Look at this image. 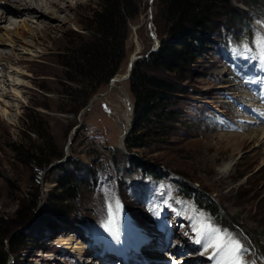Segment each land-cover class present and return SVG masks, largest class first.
Instances as JSON below:
<instances>
[{
    "label": "rangeland",
    "instance_id": "374dc122",
    "mask_svg": "<svg viewBox=\"0 0 264 264\" xmlns=\"http://www.w3.org/2000/svg\"><path fill=\"white\" fill-rule=\"evenodd\" d=\"M106 3L61 1L47 17L27 12L0 19V249L7 253L5 264H111L103 262L116 256L111 247L118 255L124 252L109 224L131 246L127 239L135 244L141 230L161 234L175 225L182 247L169 245L168 252L182 264L183 257L187 264H209L210 254L189 245L195 243L193 224L200 217L238 239L249 264H264V156L255 154L264 145H238L262 126L264 2L255 8L230 0L242 22L232 16L214 21L203 34L204 48L180 71L141 69L168 80L178 91L161 109L170 116L161 120L162 129L145 147L133 149L125 143L135 120L130 76L111 86L110 80L125 77L129 69L131 74L135 62L130 67V61L137 55L149 58L162 41L172 40L170 21L161 0H118L124 21L117 30L116 40L122 43L117 72L108 82L87 81L65 64L71 50L93 34L94 14ZM132 156L162 177L154 181L130 163ZM49 157L50 162L36 164ZM63 174L76 184L71 196L58 188L56 180ZM139 180L148 183L145 190L133 186ZM123 181L127 189L121 188ZM180 181L220 205L227 225L182 197L177 192ZM93 203L96 211L87 208ZM22 214L25 222L13 226ZM58 218L66 219L60 236L61 230L49 228ZM16 231L37 239L25 236L10 253L2 234ZM140 250L143 260L153 256L144 247ZM193 250L202 254L197 258ZM130 261L142 264L132 257Z\"/></svg>",
    "mask_w": 264,
    "mask_h": 264
},
{
    "label": "trees",
    "instance_id": "16d2710c",
    "mask_svg": "<svg viewBox=\"0 0 264 264\" xmlns=\"http://www.w3.org/2000/svg\"><path fill=\"white\" fill-rule=\"evenodd\" d=\"M117 2L118 0H107L106 6L100 12H95V30L93 34L81 45L72 49L68 56L69 62L65 66L76 70L87 81H96L98 84L108 82L117 72L122 48V43L116 40L117 30L124 21ZM243 2L256 8L257 5L255 4L263 3L264 0H243ZM161 3L163 13L170 21L169 33L172 40L162 41L160 48L154 51L149 58L140 59L133 65L130 81L131 91L135 98V120L132 130L128 132L125 138L126 146L129 149L145 147L146 141L158 134V130L162 129L161 120L170 117L167 114L162 115L161 109L164 104L170 102L172 95L178 91L176 86L168 80L151 74L146 75L141 69L150 66V69L161 68L167 72L180 71L204 48L203 34L211 30L214 21L232 16L235 17L236 21L242 22L243 15L240 14L239 9L230 5V0H161ZM70 80L74 79L71 78ZM83 105L85 104L81 106ZM155 118L160 123L154 124L155 121L153 120ZM56 156L53 155V157ZM53 157H49L42 162L36 161V164L39 166L46 164ZM130 163L141 171L148 173L154 181L162 177L157 169L147 167L144 162L134 156L130 157ZM93 175L96 178L97 172L93 171ZM110 176L113 175L110 174ZM56 182L58 188L66 192L68 196L73 194L76 184L67 174L61 175ZM96 182L95 179L94 184ZM122 184L125 187L121 186V188L127 189V183L123 181ZM137 184L139 186L148 185L144 181H138ZM99 187L93 193H96ZM177 187V192L182 197L191 198L198 207L206 210L216 223L227 225L221 206L208 194L201 192L192 184L182 181ZM129 202L133 203L134 200ZM87 208L90 211H96L98 206L93 203ZM77 218L79 219V215ZM65 221L66 219H59L58 223L49 228L61 230L62 232L61 228ZM24 222L25 218L22 214L18 220L13 222V226L18 227ZM2 236L8 238V251L10 253L17 251L16 249L23 244L25 236L37 239L36 234L27 233L26 231H23V233L16 231L12 234L7 232ZM6 255L7 253L0 249V264H5Z\"/></svg>",
    "mask_w": 264,
    "mask_h": 264
},
{
    "label": "snow or ice",
    "instance_id": "6c2138e0",
    "mask_svg": "<svg viewBox=\"0 0 264 264\" xmlns=\"http://www.w3.org/2000/svg\"><path fill=\"white\" fill-rule=\"evenodd\" d=\"M195 219L196 222L193 224L195 242L204 245V252L210 253V260H216V264H249L244 259L247 250L238 239L223 234L221 229L213 226L206 218ZM113 235L119 239L117 233L113 232Z\"/></svg>",
    "mask_w": 264,
    "mask_h": 264
},
{
    "label": "bare ground",
    "instance_id": "6f19581e",
    "mask_svg": "<svg viewBox=\"0 0 264 264\" xmlns=\"http://www.w3.org/2000/svg\"><path fill=\"white\" fill-rule=\"evenodd\" d=\"M9 1H10V3L12 2V4H9L7 6ZM23 1L24 2L22 4L21 3L19 4L17 2V0H1L0 2H2V3L0 4V10H3V13L2 12L0 13V14H2L0 16V19L6 17V19L12 20L14 16H24L27 12H28V15H30L32 13H35V14H37V16L47 17V16H50L51 13H53V11H54V10L52 11L53 8L57 9V7H60L61 1H66V2L68 1L69 2V0H45V1L44 0H23ZM129 112H130V108H129V111L127 112V115L129 114ZM235 135H238V134H235ZM256 142H258L260 145H264V125L261 126L259 129H255L254 131L250 132L247 136L242 137L240 143L238 142L239 143L238 145L239 146H245V145H250V144H253V143H256ZM255 154L264 156V148L260 147V149H258ZM222 171L223 172H220V173L223 176H225L227 171H225V169H223ZM139 181H141V180H139ZM137 182L138 181L132 183L133 186L137 185L139 187V189H141V190H145L146 189L147 185L139 186L137 184ZM132 184L129 183V187H130L129 190L130 191H131V188L133 187ZM141 217L137 218V217L133 216L132 218L133 219H140ZM82 227H84V226H82ZM61 233H64V232H59V236L61 235ZM149 239H150V236H145L144 235L143 244L142 245H145V243H147ZM62 243H64V242H62ZM202 247L204 248L203 244H202ZM83 249L85 251H83L82 253H86L87 249H85L84 247H83ZM160 252H161L160 250H156L155 253L157 255V254H160ZM106 253H108V252H106ZM204 253H206V252H204ZM207 254H210V253H207ZM103 257H104V255H103ZM192 257H194V256H192ZM183 259H184V261L187 264L189 260H186L184 257H183ZM192 264H196V263H192Z\"/></svg>",
    "mask_w": 264,
    "mask_h": 264
},
{
    "label": "water",
    "instance_id": "95a60500",
    "mask_svg": "<svg viewBox=\"0 0 264 264\" xmlns=\"http://www.w3.org/2000/svg\"><path fill=\"white\" fill-rule=\"evenodd\" d=\"M152 51H155V49H153ZM142 57H143V56H139V55H137L136 58H133L132 61H130V67H131V63H132L133 61L136 62V61H138V60H139L140 58H142ZM128 76H130V69L128 70V73L125 74V77H121V78H118V79H117V77H119V76H117V77L115 76L116 79H115V77L111 78L109 86L112 85L113 81H116V80H119V79H124V78H126V77H128Z\"/></svg>",
    "mask_w": 264,
    "mask_h": 264
}]
</instances>
